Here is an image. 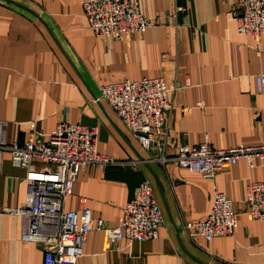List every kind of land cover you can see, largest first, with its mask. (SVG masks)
I'll return each mask as SVG.
<instances>
[{
    "label": "crops",
    "instance_id": "obj_1",
    "mask_svg": "<svg viewBox=\"0 0 264 264\" xmlns=\"http://www.w3.org/2000/svg\"><path fill=\"white\" fill-rule=\"evenodd\" d=\"M240 0H139L154 23L123 40L98 37L81 0H0V121L6 141L19 146L60 124L97 129L99 154L136 166H88L78 175L67 211H91L108 227L122 224L135 189L148 180L163 212L159 239L110 245L106 233L86 237L77 264H264V219L253 220L243 201L250 184L264 181V163L229 166L213 179L162 166L143 149L112 107L101 86L144 77L180 85L168 116L169 153L208 142L215 150L259 146L264 130V32L258 45L238 30ZM198 103H201L199 105ZM190 107L183 113L182 109ZM12 166L5 155L0 174V264H44L40 243L23 240L17 211L27 179L39 172ZM227 196L238 214L234 235L211 243L192 240L185 222H202L214 193Z\"/></svg>",
    "mask_w": 264,
    "mask_h": 264
},
{
    "label": "built area",
    "instance_id": "obj_2",
    "mask_svg": "<svg viewBox=\"0 0 264 264\" xmlns=\"http://www.w3.org/2000/svg\"><path fill=\"white\" fill-rule=\"evenodd\" d=\"M81 4L89 27L101 38L112 36L123 40L136 32H145L154 23L141 12L139 0H81ZM234 18L238 30L251 34L259 45L264 32V0H240ZM256 85L259 92L264 91V74L257 75ZM179 86L178 83L169 86L163 77H144L104 84L100 90L101 97L140 146L157 152L153 160L162 166L176 164L213 179L242 160L250 168H254L257 160L264 163V130L259 146L240 144L215 150L203 142L192 147L181 145L171 155L167 120ZM189 111L190 107L182 109L183 113ZM4 127L5 123L0 121V174L5 155L15 168L28 170L35 162L42 166L27 179V198L17 214L24 223L23 240L43 246L44 264H77L83 256L86 237L93 231L105 232L110 245L122 240L133 244L159 239L164 216L148 180L135 189L118 227H108L102 219L94 220L88 209L81 212L65 209L77 177L86 167L136 166L99 154L95 127L62 123L49 135L31 136L22 146L6 141ZM243 206L251 219H264V181L249 185ZM238 226L232 201L218 191L205 221L185 222L189 237L202 238L206 243L234 235Z\"/></svg>",
    "mask_w": 264,
    "mask_h": 264
}]
</instances>
